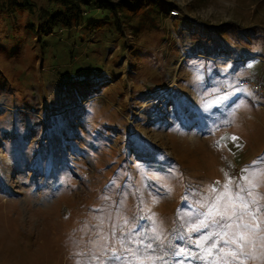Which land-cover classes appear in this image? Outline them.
I'll return each instance as SVG.
<instances>
[{
	"label": "rangeland",
	"instance_id": "rangeland-1",
	"mask_svg": "<svg viewBox=\"0 0 264 264\" xmlns=\"http://www.w3.org/2000/svg\"><path fill=\"white\" fill-rule=\"evenodd\" d=\"M123 1L143 2L123 8L126 51L0 9V264H113L141 229L145 264L200 252L215 197L249 179L260 230L236 264H264V0Z\"/></svg>",
	"mask_w": 264,
	"mask_h": 264
},
{
	"label": "snow or ice",
	"instance_id": "snow-or-ice-1",
	"mask_svg": "<svg viewBox=\"0 0 264 264\" xmlns=\"http://www.w3.org/2000/svg\"><path fill=\"white\" fill-rule=\"evenodd\" d=\"M256 162H254L255 164ZM246 171H249L246 169ZM253 177L264 176V170L260 172L250 171ZM244 179V178H242ZM258 187L255 179H249L245 187L237 185V190L233 192L230 184L224 186V191L215 197V203L209 209L207 216H219V220L213 218L211 223L216 225L215 230L208 231L200 240L195 242L196 248L200 252L189 254L186 247H176L172 252V258L166 259L164 256H147L146 259L151 261V264H156L160 260L162 264H186L191 260H199L202 264H229L228 256L232 257L231 264H236L239 255L246 256L244 248L250 243L247 235L249 232H257L260 230L259 223L253 225L245 223V217L249 216L256 219V213L260 211L258 194H254V189ZM213 192L216 190L213 189ZM246 193V195H245ZM221 201H223V210L221 211ZM257 205L255 211L251 206ZM213 209L215 211H213ZM201 228L209 229V223L201 221L199 225L194 226L195 231ZM143 236L144 239H138ZM158 237H149L141 229L139 232L132 231L128 237V245H135V247H126L124 239L118 241L122 250L118 253L115 248L111 249L112 255L109 257L113 264H145L141 259V253L138 249L142 246L145 249H153L152 243H146V240H156ZM211 241L209 244L208 242ZM207 245V247H205ZM228 249L226 252L225 249ZM235 248V250H232ZM216 251V257L209 260L208 257Z\"/></svg>",
	"mask_w": 264,
	"mask_h": 264
},
{
	"label": "trees",
	"instance_id": "trees-1",
	"mask_svg": "<svg viewBox=\"0 0 264 264\" xmlns=\"http://www.w3.org/2000/svg\"><path fill=\"white\" fill-rule=\"evenodd\" d=\"M46 5L38 7L36 0H1L0 9L7 13H29L34 14V22L28 24V29L34 32V36L46 35L48 38H53L59 30H78L86 27L85 37L89 39L93 34V38H97V43L100 45L106 44V39L112 37V44L123 42L124 51L128 50L126 40V23L131 21V18L123 14V8L128 7V1L123 0H45ZM98 9L99 18L95 21H88L87 11L89 9ZM129 13L141 12L143 10V2L138 6L128 7ZM129 18V19H128ZM131 26V24H129ZM99 52L102 48L99 47ZM111 48L106 47L105 52L109 54ZM70 58H73V50L69 52ZM111 55V54H110ZM109 55V56H110ZM92 68V67H90ZM102 87L99 86V88ZM104 87H102L103 89ZM123 98V96H122ZM88 110L83 113L90 112ZM87 118L86 116H83ZM126 122V120H123ZM187 127V126H185ZM49 128L51 133L47 135V140L61 137L63 131L59 123H50ZM39 131V130H38ZM38 131L36 133H38ZM46 140V141H47Z\"/></svg>",
	"mask_w": 264,
	"mask_h": 264
},
{
	"label": "built area",
	"instance_id": "built-area-1",
	"mask_svg": "<svg viewBox=\"0 0 264 264\" xmlns=\"http://www.w3.org/2000/svg\"><path fill=\"white\" fill-rule=\"evenodd\" d=\"M171 14H172V15H178V11L173 10V11H171Z\"/></svg>",
	"mask_w": 264,
	"mask_h": 264
}]
</instances>
